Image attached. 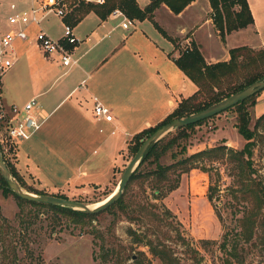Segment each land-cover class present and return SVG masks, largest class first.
Returning a JSON list of instances; mask_svg holds the SVG:
<instances>
[{
    "label": "rangeland",
    "instance_id": "1",
    "mask_svg": "<svg viewBox=\"0 0 264 264\" xmlns=\"http://www.w3.org/2000/svg\"><path fill=\"white\" fill-rule=\"evenodd\" d=\"M260 3L257 6L258 20L264 30V5ZM1 8L7 13L5 4ZM130 19L134 21L136 18ZM241 39L246 43L255 41L252 36H241ZM31 50L39 54L36 46L31 47ZM52 65L56 66V63ZM12 89L4 84L2 99L9 95L15 104L21 105L23 96L19 92L12 93ZM37 100L44 104L45 96L38 95ZM254 100V104L247 102L252 128L257 116L264 111V89L255 94ZM4 101L10 103L6 99ZM60 111L53 113L40 130L19 144L18 159L16 155L7 158L13 162L25 185L22 186L12 176L26 192L33 193L29 189H40L47 195H64L88 205L99 202L118 185L132 154L127 144L120 148L116 158L111 161L110 175L106 178L108 158L117 152L113 138L108 137L101 143L92 141L83 146L73 145L74 139L80 134L78 122L66 121L65 118V123L58 121L56 124L55 119L60 116ZM236 114L233 108L223 110L195 125L188 139V150L192 152L213 146L221 140H225L228 146L241 148L245 139L234 126ZM104 133L106 130L99 135L103 136ZM87 157L90 161L86 164L88 169L85 168L89 173L86 182H69L73 172L79 174L84 170L82 168ZM252 159L254 171L251 174V186H264V126L257 128ZM163 160L169 162L170 158L165 157ZM214 165L218 173L215 169L211 170V179L216 185L210 191L213 192L212 202L207 197L211 184L209 173L192 168L181 175L179 186L163 199L176 218L166 216L160 205L159 209L153 211L160 220H155L149 210H140L137 203L144 202L149 191L143 192L140 185L133 183L125 189L123 203L128 204L129 208L139 209L136 213L132 214L128 208L124 210L123 205H115L99 212L83 229L74 227L65 217L46 209L26 205L20 211L14 196L3 195L0 187V264H264V236L258 227L263 215L254 210L252 197L247 201L240 198L239 183L232 175L229 163L219 161ZM45 178L56 182L59 188L51 191L43 180ZM148 200L159 202L153 200L150 194ZM249 209L255 221L254 234L249 241L240 242L235 256H229L220 245L222 234L227 231L230 240H234L235 234L240 232L239 220ZM261 212H264V207ZM133 215L140 220L129 218ZM133 231L147 235L156 245L161 243L157 249L165 245L169 257L166 259L152 254L149 247L136 241ZM110 248L113 249L112 254L104 258L106 249ZM92 251L97 257L95 261ZM135 257L138 258L136 263Z\"/></svg>",
    "mask_w": 264,
    "mask_h": 264
},
{
    "label": "crops",
    "instance_id": "2",
    "mask_svg": "<svg viewBox=\"0 0 264 264\" xmlns=\"http://www.w3.org/2000/svg\"><path fill=\"white\" fill-rule=\"evenodd\" d=\"M0 1V22L3 28L10 27L6 20L7 14L11 12L10 2H15L19 9L30 4V0ZM136 1L139 7L144 8L151 0ZM247 2L253 23L226 33L224 40L212 21L209 0H191L178 13L173 12L165 2L154 8V20L175 41L164 36L149 18H136L130 27L125 28L121 24L123 17L116 10H120L118 7L103 18L94 9H90L73 25L74 34L79 40L73 48L76 62L70 67L62 66L57 58L45 56L34 41V33L39 27L54 37L62 35L63 20L54 15L48 16L40 25L30 26L27 39L14 41V62L2 76L1 87L4 84L13 87L12 93L19 92L23 96L22 104L33 96H45L44 104L38 100L36 103L37 113L47 116L38 130L53 113L61 110L60 116L55 119L56 124L65 118L66 121L78 122L80 134L74 139L73 145L83 146L92 141L101 143L112 137L117 152L108 158V178L111 161L133 133L157 124L182 97L197 89V85L173 59L183 48L195 42L207 62L228 59V49L236 45L264 48V30L259 25L257 7L261 5L260 2L264 5V0ZM3 4L6 5L7 13L1 8ZM241 36L255 37V41L246 43ZM35 46L39 54L31 50ZM54 62L56 66L52 65ZM15 63L18 66L15 67ZM94 96L111 108V121L94 117ZM5 99L10 103H6ZM4 100L6 104L15 102L9 95L6 98L4 96ZM104 130L106 133L99 135ZM18 146L15 152L17 159ZM88 161L90 158L87 157L82 168L84 170H80L79 174L73 172L69 182H86L89 176L85 169ZM43 180L51 191L59 188L56 182L46 178Z\"/></svg>",
    "mask_w": 264,
    "mask_h": 264
},
{
    "label": "trees",
    "instance_id": "3",
    "mask_svg": "<svg viewBox=\"0 0 264 264\" xmlns=\"http://www.w3.org/2000/svg\"><path fill=\"white\" fill-rule=\"evenodd\" d=\"M190 1L191 0H151L144 8H141L136 0H104L102 3L78 0L73 11L64 19L70 25H75L90 9H94L100 17L103 18L112 9L118 7L129 18H149L164 36L175 41V38L168 35L166 30L154 20L153 10L161 2H165L173 12L178 13ZM209 1L211 5L212 21L222 40L225 39L226 33L234 29L245 27L254 21L247 0ZM228 51V59L207 62L197 44L192 41L190 46L183 48L179 55L173 58L178 67L182 69L197 85V89L190 95L182 97L177 105L157 124L142 128L133 133L127 143L128 149L132 155L136 152L144 138L162 123L205 108L220 99L243 89L255 80L264 77L263 48L255 49L246 44H242L232 46ZM255 94H252L244 100L225 109L228 110L233 108L237 113L234 126L245 139L243 146L239 149L228 146L225 143V140H221L213 146H207L190 152L188 150V139L192 133V129L195 125L202 123L206 118L184 126H178L152 142L143 153L139 163L130 176L129 182L124 188L125 191L129 185L134 183L140 185L143 192H146L148 189V195L145 196L146 200L137 203L138 208L140 210H149L155 220H160L158 214H153V211L156 208L159 209L160 205L166 216L176 218V215L165 206L163 199L172 190L179 186L182 173L188 172L192 168H200L201 170L208 172L211 179L212 169H215L216 173H218V168L214 163L219 161L228 162L232 175H235L238 180V191L241 192L239 195L240 198L247 201L252 197L255 202L253 205L254 210L263 215L258 227L260 226L261 234L264 236V212H261V209L264 207V186L259 185L258 187L253 188L251 186L252 183L250 182L252 177L251 174L254 171L252 153L255 145V134L259 126H264L263 111L257 116L254 127H250L251 116L247 102L250 101L251 104H254ZM2 157L4 158L11 174L22 186L25 185L22 176L13 162L8 160L5 156ZM165 157H169L170 161L164 162L163 159ZM0 187L3 195L12 194L14 196L20 211H22L26 205L34 207L35 209H46L55 215L65 217V219L73 224L74 227L78 226L80 229H83L84 226L91 223L99 213H88L61 205L40 203L20 198L8 188L6 180L1 173ZM214 187H216V185L211 179V184L208 189L209 194L207 195L211 202L213 200V192L210 191L214 190ZM29 191L38 195L46 194V192L40 189H29ZM124 191L119 200L104 209V211L111 209L115 205H123L124 210L128 208L132 214L136 213L139 209L129 208L128 204L123 203ZM149 194L153 200L159 202L148 200ZM55 196L67 198L64 195ZM239 196L235 195L236 198ZM249 210L250 211L247 213L244 212L242 219L239 220L240 232L235 234L236 236L234 240H230V235L227 231L222 234L220 245L229 256H235L240 242L242 240L249 241L254 234L255 221L250 214L251 209ZM129 218L139 219V217L135 215L130 216ZM251 222H253V224H250ZM130 231L132 230L130 229ZM133 235L135 236L136 241L143 246L149 247L152 254L160 255L162 258L164 257L166 259L169 257L165 245L160 247V249H157V245H160L161 243H157L156 245L147 235L139 234L135 231H133ZM94 236L97 237V234ZM112 252V248L106 249L103 257L105 258V256L112 254ZM92 258L94 261L97 259L94 251H92ZM136 262H138V258L135 259V263Z\"/></svg>",
    "mask_w": 264,
    "mask_h": 264
},
{
    "label": "built area",
    "instance_id": "4",
    "mask_svg": "<svg viewBox=\"0 0 264 264\" xmlns=\"http://www.w3.org/2000/svg\"><path fill=\"white\" fill-rule=\"evenodd\" d=\"M78 0H30V4L22 9L15 2L9 3L11 12L6 20L9 28H3L0 22V154L6 158L15 155L16 147L23 140L30 138L43 124L46 115L37 113L35 96L24 104H6L1 97L3 74L14 62L13 43L16 39H27L29 28L33 24L40 25L41 21L51 15L63 20L62 35L54 37L42 27L36 29L34 41L43 54L50 58H57L62 66L70 67L76 62L73 57L74 45L78 37L74 34L73 25L65 21L77 5ZM102 3L104 0H93ZM1 5V1H0ZM122 15V26L127 28L133 20L123 11L116 9ZM93 115L97 119L111 121V108L94 96Z\"/></svg>",
    "mask_w": 264,
    "mask_h": 264
},
{
    "label": "water",
    "instance_id": "5",
    "mask_svg": "<svg viewBox=\"0 0 264 264\" xmlns=\"http://www.w3.org/2000/svg\"><path fill=\"white\" fill-rule=\"evenodd\" d=\"M264 88V77L255 80L254 82L250 83L246 87L241 90H238L219 101L202 108L200 110L194 111L189 113L185 116L173 118L161 125L157 126L144 140L141 142L139 147L137 148L136 152L131 156L128 160L117 185V191L112 194L110 193L103 199V202L98 205L97 207L90 208L88 204L81 203L76 200H71L69 198H61L55 195H38L30 192H26L22 190V188L18 185L14 177L12 176L4 158L0 154V173L3 178L6 180L8 188L18 197L23 198L29 201H37L40 203L46 204H54V205H61L65 207H70L72 209L82 210L88 213H98L109 207L110 205L114 204L119 198L122 196L124 188L126 187L127 183L129 182L130 176L139 163L143 153L147 149V147L161 136L166 134L168 131L178 127L184 126L189 123H194L204 118L211 117L219 112L227 109L228 107L236 104L237 102L244 100L245 98L249 97L252 94L257 93L258 91ZM112 194V195H111Z\"/></svg>",
    "mask_w": 264,
    "mask_h": 264
},
{
    "label": "bare ground",
    "instance_id": "6",
    "mask_svg": "<svg viewBox=\"0 0 264 264\" xmlns=\"http://www.w3.org/2000/svg\"><path fill=\"white\" fill-rule=\"evenodd\" d=\"M116 191H117V186H116L115 189L113 190L112 194H114ZM112 194H111V195H112ZM102 202H103V200H101V201H99V202H95V203L89 205V207H90V208L97 207V206L100 205Z\"/></svg>",
    "mask_w": 264,
    "mask_h": 264
}]
</instances>
